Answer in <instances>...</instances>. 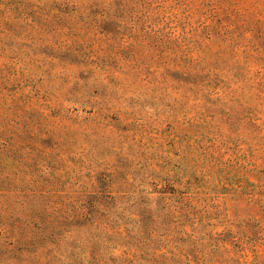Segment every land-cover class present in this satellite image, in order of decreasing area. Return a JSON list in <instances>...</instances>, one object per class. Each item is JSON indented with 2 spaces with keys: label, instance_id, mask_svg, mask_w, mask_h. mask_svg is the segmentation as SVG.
<instances>
[{
  "label": "rangeland",
  "instance_id": "obj_1",
  "mask_svg": "<svg viewBox=\"0 0 264 264\" xmlns=\"http://www.w3.org/2000/svg\"><path fill=\"white\" fill-rule=\"evenodd\" d=\"M0 264H264V0H0Z\"/></svg>",
  "mask_w": 264,
  "mask_h": 264
}]
</instances>
